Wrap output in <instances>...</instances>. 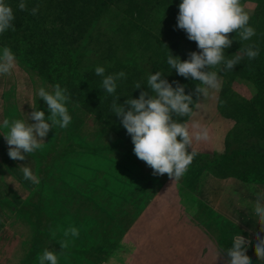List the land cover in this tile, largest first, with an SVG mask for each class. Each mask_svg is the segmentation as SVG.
<instances>
[{"label":"rangeland","instance_id":"374dc122","mask_svg":"<svg viewBox=\"0 0 264 264\" xmlns=\"http://www.w3.org/2000/svg\"><path fill=\"white\" fill-rule=\"evenodd\" d=\"M241 4L250 15L254 13V2ZM20 81L16 77L0 81V95L7 92L12 97L0 102V133L4 132L2 106L32 100V85ZM17 83L24 87H15ZM231 89L237 99H251L256 92L243 79L233 81ZM220 90L221 86L196 97L186 123L206 127L209 138L194 141L192 150L198 154L191 166L199 169H188L179 179L153 175L130 149L119 156L52 154L49 172L31 168L26 156L24 161L12 160L28 190L22 193L11 184L18 191L20 202L13 203L19 215L14 209L1 208H11L12 201L0 191V264H39L45 249L58 253V264H226L223 253L235 236L241 234L253 242L257 233L264 236L253 213L256 194H264V186H248L238 178L221 179L204 167L210 162L206 159L225 152L227 134L236 131L234 121L220 114ZM88 126L90 143L78 144L91 149L110 144L107 126L92 119ZM235 140L227 141L231 150L243 147V153H252L258 148L257 142L249 145L251 140H245L236 145ZM247 161L234 167L244 170L250 165ZM24 167L39 178L38 184L24 179ZM69 227H76L79 236L69 237V247L61 250L59 243ZM246 255L256 260L252 246Z\"/></svg>","mask_w":264,"mask_h":264},{"label":"trees","instance_id":"16d2710c","mask_svg":"<svg viewBox=\"0 0 264 264\" xmlns=\"http://www.w3.org/2000/svg\"><path fill=\"white\" fill-rule=\"evenodd\" d=\"M245 1L256 4L249 21L256 35L241 41L238 34H229L235 40L225 50V54L230 57L238 55L241 49L255 45L259 55L252 60L245 56L240 64L234 66L233 71L220 72L222 84L217 104L220 114L234 121L236 131L232 132L236 133L227 134L223 154H215L210 159L203 157L210 161L204 167L216 177L238 178L248 186L257 187L264 186V0H241ZM19 2L7 0L14 10L15 31L10 29L0 34V49L7 46L13 51L16 68L10 75H0V81L16 77L20 83L23 80L32 85L30 113L35 108L44 111L45 117L48 116L47 105L37 96L38 89L44 87L51 92L52 86L56 84L67 88L70 100L66 106L72 117L66 128L56 126L49 131L42 144L46 145L45 149L25 154L26 163L34 170L42 168V172H49L52 165L48 159L52 154L62 155L66 152L68 155L94 154L102 157L126 154L128 149L133 151L132 141L126 140L129 135L120 119L111 111L114 97L102 89V77L95 74L97 66L106 69L105 75L120 71L126 73L127 78L117 82L115 95L119 96L120 104L130 96L138 98L141 90H148L147 77L156 71L162 72L169 83L178 81L185 85L186 94L193 92L195 84L199 83L177 75L175 69L167 64L169 51L181 61L188 59L189 52L199 51L196 43L189 41L186 33L176 27L181 0H26L29 10L39 5L37 15L19 10ZM238 79L247 81L256 89L251 99H237L231 91L232 82ZM137 82L142 84L141 89H133ZM20 83L15 87H24ZM4 97L0 95L1 104L9 100ZM193 100L196 101L195 95ZM7 108L15 114L17 105L9 103L5 106L4 119L10 122L18 119V115L5 114ZM189 117L178 119L186 122ZM91 119L108 127L110 144H100L101 147L96 149L78 144L88 141L86 134ZM7 131L4 128V132L0 133V166L12 161L3 136ZM234 137L238 138L235 140L236 145L251 140L248 144L257 142L258 148L252 153H243V147L231 150L227 141ZM246 161L250 162L248 168L243 170L234 167ZM197 167L190 165L188 169H199ZM12 170L16 176L20 175L16 168ZM20 181L24 183L22 179ZM12 193L9 199L15 206L12 212L19 215L18 206L13 203L20 202L18 192ZM1 196L8 197L5 192H1ZM253 261V264L260 263L257 259Z\"/></svg>","mask_w":264,"mask_h":264},{"label":"clouds","instance_id":"9594fccd","mask_svg":"<svg viewBox=\"0 0 264 264\" xmlns=\"http://www.w3.org/2000/svg\"><path fill=\"white\" fill-rule=\"evenodd\" d=\"M17 7L21 11H30L31 15L39 12V5L29 10L26 0H20ZM178 8L176 27L186 33L189 41L196 43L199 51L189 52L188 59L183 61L169 51L167 64L175 69L177 75L199 82L195 84L193 92L186 94L185 85L178 81L169 83L162 72L156 71L147 77L148 90H141L138 98L130 96L120 104L119 96L115 95L117 82L126 79V73L120 71L105 75L104 67L95 68V74L102 77V89L114 97L111 111L131 137L136 157L153 170V175L167 174L175 179L185 174L197 156L198 153L192 150L194 141L209 138L206 127L199 123H193L190 127L178 119L193 113L196 102L193 95L197 98L207 96L209 89L221 86L220 72L233 71L234 66L240 64L245 56L252 60L259 55L255 45L241 49L238 55L230 57L225 54V50L235 40L229 34H238L241 41L256 35L255 29L249 24L250 13L244 9L241 0H181ZM14 20L12 6L7 0H0V34L10 29L15 31ZM16 63L13 51L7 46L3 47L0 52V75H10ZM141 85L137 82L133 89H141ZM36 94L47 105V117L44 111L32 108L29 118L34 122L26 123L20 119L11 122L4 119L2 122L3 128L8 129L3 135L8 145V156L14 161H24L25 154L41 148L50 130L56 126L66 128L72 120L66 106L70 100L67 88L56 84L49 92L40 87ZM22 172L24 179L35 184L40 182L30 168L24 167ZM253 213L260 231L264 232V194H256ZM63 235L65 239L59 243L61 250L69 247V237L79 236V230L69 227ZM249 246L254 248L256 259L264 261V236L257 233L253 242L238 234L233 238L232 246L223 253L227 258L226 264H253L246 255ZM39 264H58V253L45 249L39 257Z\"/></svg>","mask_w":264,"mask_h":264},{"label":"crops","instance_id":"0c3cea01","mask_svg":"<svg viewBox=\"0 0 264 264\" xmlns=\"http://www.w3.org/2000/svg\"><path fill=\"white\" fill-rule=\"evenodd\" d=\"M6 93L7 92H4L2 94V96H5L4 97L5 99H10L8 94H6ZM14 98L17 99L16 97H14ZM4 101H6V100H4ZM16 102L14 104L17 105L18 111H17V108H16V113L15 114H13L11 112L10 108H7L4 113L5 114L7 113V115H11V116L18 115L19 116L18 119L23 120L26 123L34 122V121H30V118H29L30 109H31L30 103L28 101L21 102V103H16ZM27 102H28V104H27ZM7 105H9V104H7ZM5 106L6 105L2 106V109H3L2 112L4 111ZM9 164H13V163H8L7 165L0 166V180L2 179L1 180L2 184L0 183V191L1 192H5L8 195V197L10 198V196L13 194L12 192H18L17 190H19L20 192L23 193V190L27 191L28 187L24 183H22L20 181V179H18V177L15 175L14 171L12 170V168H15V167L13 165H9ZM16 170H17V168H16ZM11 184L13 185V187H16L17 190H14L12 188ZM8 197H6V198L8 199ZM14 207L15 206L12 205L10 210H13Z\"/></svg>","mask_w":264,"mask_h":264}]
</instances>
